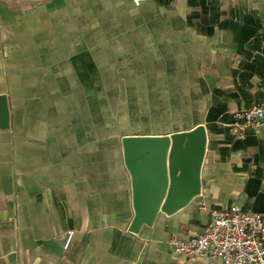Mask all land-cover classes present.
Listing matches in <instances>:
<instances>
[{"label": "crops", "instance_id": "crops-1", "mask_svg": "<svg viewBox=\"0 0 264 264\" xmlns=\"http://www.w3.org/2000/svg\"><path fill=\"white\" fill-rule=\"evenodd\" d=\"M3 96L0 264H221L170 241L264 217V126H225L264 101V0H0ZM201 125V194L130 231L123 139Z\"/></svg>", "mask_w": 264, "mask_h": 264}, {"label": "water", "instance_id": "water-1", "mask_svg": "<svg viewBox=\"0 0 264 264\" xmlns=\"http://www.w3.org/2000/svg\"><path fill=\"white\" fill-rule=\"evenodd\" d=\"M0 116L7 126L9 113L4 96L0 97ZM207 142L203 125L170 136L123 139L135 209L130 231L153 225L160 213L172 215L201 194Z\"/></svg>", "mask_w": 264, "mask_h": 264}, {"label": "built area", "instance_id": "built-area-1", "mask_svg": "<svg viewBox=\"0 0 264 264\" xmlns=\"http://www.w3.org/2000/svg\"><path fill=\"white\" fill-rule=\"evenodd\" d=\"M146 0H133L140 5ZM235 121L225 126L232 133L244 137L249 131L264 126V101L251 109L234 114ZM201 211L206 205L201 203ZM210 223L189 238L170 241L177 255L191 260L206 259L221 264H264V217L260 213H243L240 208L212 210ZM74 231H70L64 243L68 250Z\"/></svg>", "mask_w": 264, "mask_h": 264}]
</instances>
